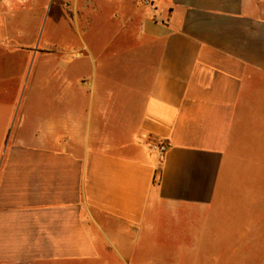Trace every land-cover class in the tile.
<instances>
[{
	"label": "crops",
	"instance_id": "0c3cea01",
	"mask_svg": "<svg viewBox=\"0 0 264 264\" xmlns=\"http://www.w3.org/2000/svg\"><path fill=\"white\" fill-rule=\"evenodd\" d=\"M40 1L0 0V65L10 58L25 64V51L34 48L30 16ZM156 4L157 15L142 0L121 7L129 45L135 38L153 53L130 152L125 141L96 137L91 127L84 162L68 172L55 165L42 169L40 128L24 131L28 116L22 110L10 136L15 104L7 89L0 91V255L4 240L15 238L27 241V250L56 252L68 244V254L85 256L87 241L109 235L126 264H144L142 257L124 256L133 255L127 235L139 223L152 228L171 212L185 218L194 207L217 203L242 113L254 95L264 103V0ZM81 17L96 23L83 12ZM161 142L168 145L162 158L151 148Z\"/></svg>",
	"mask_w": 264,
	"mask_h": 264
},
{
	"label": "rangeland",
	"instance_id": "374dc122",
	"mask_svg": "<svg viewBox=\"0 0 264 264\" xmlns=\"http://www.w3.org/2000/svg\"><path fill=\"white\" fill-rule=\"evenodd\" d=\"M127 1L41 0L30 16L34 48L25 51V64L10 58L0 65V91L7 89L15 104L10 136L24 110V131L40 128L42 169L55 165L68 172L84 162L91 127L96 137L105 133L125 141V152L135 147L153 53L135 38L129 45L121 28ZM82 12L95 19L94 26ZM253 100L230 146L217 203L194 207L185 218L171 212L152 228L139 223L127 235L133 255L126 258L137 255L144 264H264V135H258L264 134L258 126L264 103L258 105L256 95ZM4 243L0 264H126L109 235L87 241L85 256L68 254V244L55 252L27 250V241L15 238Z\"/></svg>",
	"mask_w": 264,
	"mask_h": 264
},
{
	"label": "built area",
	"instance_id": "2783aa9c",
	"mask_svg": "<svg viewBox=\"0 0 264 264\" xmlns=\"http://www.w3.org/2000/svg\"><path fill=\"white\" fill-rule=\"evenodd\" d=\"M156 1L157 0H142V2L147 5V6H150L153 8L154 10V15H157V4H156ZM151 148L159 155L160 158H162L167 149H168V145L166 143H154L151 145Z\"/></svg>",
	"mask_w": 264,
	"mask_h": 264
}]
</instances>
